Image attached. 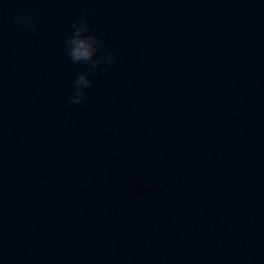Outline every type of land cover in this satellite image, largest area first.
Segmentation results:
<instances>
[{"label":"water","instance_id":"1","mask_svg":"<svg viewBox=\"0 0 264 264\" xmlns=\"http://www.w3.org/2000/svg\"><path fill=\"white\" fill-rule=\"evenodd\" d=\"M0 264H264V0H0Z\"/></svg>","mask_w":264,"mask_h":264},{"label":"clouds","instance_id":"2","mask_svg":"<svg viewBox=\"0 0 264 264\" xmlns=\"http://www.w3.org/2000/svg\"><path fill=\"white\" fill-rule=\"evenodd\" d=\"M16 24L21 28H29L31 21L22 13L17 17ZM65 44L71 62L86 65L88 68V71L78 72L74 78L73 92L69 102L72 105H79L85 102L86 92L92 86L91 74L99 71L101 65L107 66L114 63L117 56L111 50L100 51L104 47L101 38L91 32L83 16L73 22L72 31L66 37Z\"/></svg>","mask_w":264,"mask_h":264}]
</instances>
